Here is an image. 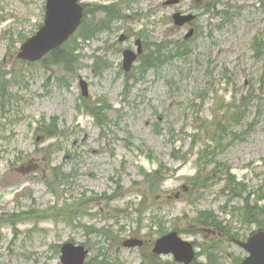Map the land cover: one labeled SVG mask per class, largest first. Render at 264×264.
<instances>
[{
	"label": "rangeland",
	"instance_id": "1",
	"mask_svg": "<svg viewBox=\"0 0 264 264\" xmlns=\"http://www.w3.org/2000/svg\"><path fill=\"white\" fill-rule=\"evenodd\" d=\"M165 1L83 0V4L101 5L120 2L125 21L115 23L113 30L84 48V66L68 87L66 82L58 83L62 74L56 66H28L16 58L25 40L42 25L46 0H0V71L7 72V79L12 72L23 75L22 83L8 88L21 99L5 107V116L0 112V220H8L0 224V264H60L55 247L67 241L87 243L88 262L101 251L113 264H178L171 256L150 260L159 225L165 232L175 230L182 239L195 242L197 251L215 245L218 264H235V258L246 256L215 230L201 232L197 225L186 228L203 211L227 219L240 240L258 227L227 213L241 199L227 205L228 192L222 189L233 185L224 183L221 167L211 171L217 163L223 164L247 191L259 195L264 190V9L259 0H178L169 5ZM209 2L211 7L217 4L215 10L206 9ZM176 12L195 15L194 23L175 26L172 15ZM190 29L193 33L185 39ZM139 34L143 42L147 38L149 52L164 44L161 49L166 53L173 49L172 43L179 42L191 54L151 68L134 81L139 63L126 74L121 67L122 52L136 51L142 41ZM256 39L261 41L258 57L253 45ZM96 57L109 63L98 75L86 66ZM212 67L213 74L207 76ZM222 69L234 75L237 85L226 88V97L232 89L239 90L237 97L240 92L248 93L251 106L244 115L239 112L238 120L226 119L219 129L229 124L231 133L211 144L208 140L215 126L208 120L215 108L212 94L202 101L200 92L208 89L209 82H223ZM80 78L88 84L87 98L81 96ZM219 88L224 89V84ZM98 97L111 106L109 122L102 128L76 109L78 99L93 102ZM194 102L203 104L201 110ZM54 116L66 130L57 141L45 140L41 122L49 123ZM249 123L252 126L244 132ZM50 144L56 147L47 152ZM206 148L212 150L205 152ZM59 166L70 178L61 186L64 199L59 204L65 198L79 203L73 208L80 218L72 224L80 220L97 232L109 227L114 241L93 229L85 231L63 221L55 224L49 217L41 222L17 217L30 208L44 209L55 202L46 192L44 179L53 180L52 167ZM164 169L168 172L163 183L151 191L145 175ZM194 175L200 181L197 189L186 183ZM237 188L245 196L246 191ZM87 211L96 216L85 215ZM131 238L141 240L142 246L124 248L122 243ZM197 262L208 264L204 254Z\"/></svg>",
	"mask_w": 264,
	"mask_h": 264
},
{
	"label": "water",
	"instance_id": "2",
	"mask_svg": "<svg viewBox=\"0 0 264 264\" xmlns=\"http://www.w3.org/2000/svg\"><path fill=\"white\" fill-rule=\"evenodd\" d=\"M78 0H48L44 26L36 36L29 39L21 48L19 57L24 60L35 61L48 51L63 43L77 28L81 18V7ZM192 17L175 15V23L182 25ZM134 59L126 58L127 66ZM127 68V67H126ZM133 241L126 246L133 245ZM250 254L242 264H264V232L254 234L246 243H239ZM154 252L157 254L171 252L175 259L186 264L193 259L192 248L188 243L182 242L175 233L169 234L155 244ZM62 264H83L87 251L82 247L66 244L61 249Z\"/></svg>",
	"mask_w": 264,
	"mask_h": 264
},
{
	"label": "trees",
	"instance_id": "3",
	"mask_svg": "<svg viewBox=\"0 0 264 264\" xmlns=\"http://www.w3.org/2000/svg\"><path fill=\"white\" fill-rule=\"evenodd\" d=\"M114 16V15H113ZM80 36L82 37L83 36V30L81 31V34ZM65 55V53H63ZM148 63V58H146V60H144L143 62V66L146 65ZM97 120H102L103 122L106 120V109L105 108H95V109H90L88 110ZM43 131H45L47 133V137H56V135L59 134V131L57 130V128L55 127V125H53L52 127H45L43 128ZM212 139L214 140V138L212 137ZM164 172H166V169L164 170H158L152 174H149V175H145V178H146V181L145 183L147 185H149L150 187V190L153 191L154 188L158 187V185L163 181L164 179ZM55 175V179L57 180V182H61L62 179H65L64 178V175L61 173V171H57V172H54ZM55 183H53L52 185L54 186L55 185V188L54 190H57V187H59V183H56V181H54ZM51 183H49L48 185H50ZM192 185L193 186H196L197 185V178H194V181L192 182ZM249 203V202H248ZM73 206H76V205H71V204H65L64 207L58 209L56 207H51L49 208L48 210L44 211V212H34V216H37V217H41L39 214H47L48 216L50 217H54V218H62L60 220H63L64 222L66 223H70L71 220L78 216V215H75V216H72V213L73 212H76L74 211V208ZM250 206L248 204H246V211H251L250 213H248L249 216H252L253 217H257L258 214H263L264 215V209H258L257 206H252L251 207V210L247 209L249 208ZM245 214V213H244ZM245 217H246V214H245ZM198 223H205V225L207 224H213L214 226H217L218 228L220 227L219 224H216L215 220L213 218H211V215L209 213H200L199 214V219L197 220Z\"/></svg>",
	"mask_w": 264,
	"mask_h": 264
}]
</instances>
